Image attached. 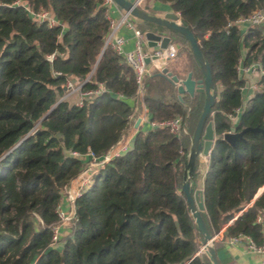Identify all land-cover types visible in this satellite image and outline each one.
<instances>
[{
	"label": "trees",
	"instance_id": "trees-1",
	"mask_svg": "<svg viewBox=\"0 0 264 264\" xmlns=\"http://www.w3.org/2000/svg\"><path fill=\"white\" fill-rule=\"evenodd\" d=\"M17 1L0 0V264H211L200 253L202 238L183 194L206 95L180 100L177 85L152 70L145 95L137 96L134 71L107 45L111 30L103 0H25L36 12L50 11L60 23L53 28L34 22ZM159 1L171 3L192 30L216 86L208 122L218 140L202 186L205 224L214 237L225 228L226 238L244 235L264 245V134L247 131L234 146L222 136L264 130V75L243 108L246 81L238 73L244 43L251 49L248 63L264 68L263 32L252 27L244 42L236 24L264 7V0ZM138 28L145 35L160 27L140 21ZM168 34L183 62L175 74L203 79L189 42ZM68 80L83 84V92H103L81 96L78 106L64 99ZM144 106L154 123L182 116L189 135L179 140L167 128L136 129ZM239 109L233 122L230 115ZM130 138L129 150L76 200L68 233L52 245L63 192L87 164L73 153L91 149L103 157ZM199 167L198 158L195 188ZM221 249L216 242L219 264H225Z\"/></svg>",
	"mask_w": 264,
	"mask_h": 264
},
{
	"label": "built area",
	"instance_id": "built-area-1",
	"mask_svg": "<svg viewBox=\"0 0 264 264\" xmlns=\"http://www.w3.org/2000/svg\"><path fill=\"white\" fill-rule=\"evenodd\" d=\"M147 0H135L134 3L138 7H142ZM16 5L24 6L25 9L30 14L31 18L34 22L38 24H47L50 28L59 26V21L51 14L50 11L42 9L38 12L33 10L25 0H18ZM103 5L107 8V19L110 23V35L107 38V45H110L112 49L119 55L125 58L128 65L132 68L135 73L136 83L138 86L137 96L143 97L145 95L144 89V80L146 76L150 74L152 70H158L162 72L165 68H168L169 65L176 61L178 58L179 48L175 43H171L168 45L166 49L155 48L150 51H145L146 46V38L139 30H135V35L137 38L136 46L132 51H125V39L118 33V30L121 25H125L129 28H134L131 22L132 17L126 13L122 18L120 23H117L109 13L111 7L116 6L114 0H103ZM179 14V13H178ZM236 24L238 26H249L254 28H261L264 26V7L256 10L249 16L241 17L237 20ZM264 38V31H263ZM54 55L49 56V60L52 61ZM150 58L151 63L147 64L146 59ZM257 75L258 77L264 75V68L261 66L259 62H252L247 64L246 66H241V61L238 66V73ZM67 95L64 99L72 98L76 94H80L81 96H89L95 94H101L102 89H98L96 91L83 92L82 87L83 84L79 86H75L73 82L70 80L67 81ZM258 84L254 86V89H258ZM78 106H82L83 102L80 99L77 102ZM238 111V110H237ZM231 120L234 119V115H230ZM138 119L141 120L140 126H149L151 128H167L172 135H174L177 139L181 140L185 136L189 135V132L185 126V119L182 116L175 117L173 119L163 121V122H151L150 114L148 108L144 106V112L140 114ZM137 119V121H138ZM136 121V122H137ZM139 126V127H140ZM233 133V131H229L225 134ZM223 134L222 136L224 137ZM132 138L128 140H120L114 147H112L103 157L97 156L91 149H88L86 154L73 153V155L77 156L82 160H86L87 164L82 173L78 176L77 180L72 184V186L63 192V197L66 198L70 205V210H63L61 204L58 207L57 213L58 217L61 221L59 226L54 227L53 229V240L52 245L58 247L60 238L62 235V228L68 227L74 215L73 206L78 198H80L85 191H87L95 182L96 176L99 174L101 170H104L105 167L112 162L114 159L125 154L130 147ZM181 156H184V151H180ZM225 228L215 236L216 242L220 235L224 234ZM221 242L224 245L228 246H236L244 244L246 247L261 256H264V245H257L250 237L239 235L236 237H228L221 239ZM264 264V260H263Z\"/></svg>",
	"mask_w": 264,
	"mask_h": 264
},
{
	"label": "water",
	"instance_id": "water-1",
	"mask_svg": "<svg viewBox=\"0 0 264 264\" xmlns=\"http://www.w3.org/2000/svg\"><path fill=\"white\" fill-rule=\"evenodd\" d=\"M114 2L119 8L124 10L136 20L151 23L164 29L165 32L170 34L182 35L189 42L191 50L200 65L203 79L199 80L194 79L193 72H189L184 79L179 78L178 75H175L168 68H165L161 73L170 78L171 81L177 85L180 100H182L185 95H190L191 97H194L197 93L206 95L204 110L193 135L191 149L185 164L183 194L202 238L200 253L206 254L211 264H219L218 256L215 250V237L209 232L201 214L205 210L203 190L197 189L192 185V180L197 170L196 164L199 155L203 154L206 157H210L215 142L218 140L213 122H208L210 117L213 116V108L217 99L212 69L208 61L205 59L194 33L189 27L184 25L180 15L176 13H168L164 17H159L149 14L144 9L136 6V4L130 0H114ZM145 38L148 42V46L154 49H166L169 44L173 43L172 36L158 34L152 31L147 32L145 34ZM146 63L150 64L151 59L147 58ZM46 117L47 115L42 119V121L46 119ZM140 123L141 120L138 119L135 125L136 129L139 128ZM247 131L262 132L264 134V130L261 128H247L239 133L225 134L223 139L230 145L234 146L235 141L238 138H242L244 133Z\"/></svg>",
	"mask_w": 264,
	"mask_h": 264
},
{
	"label": "crops",
	"instance_id": "crops-1",
	"mask_svg": "<svg viewBox=\"0 0 264 264\" xmlns=\"http://www.w3.org/2000/svg\"><path fill=\"white\" fill-rule=\"evenodd\" d=\"M134 2L135 0H130ZM148 13L153 12L154 15L159 16V17H164L168 13H176L173 10L172 4L164 1H159V0H147L145 4L142 5L141 7ZM110 16L117 22L120 23L122 18L125 16L126 12L119 8L118 6H113L109 10ZM178 14V13H176ZM179 15V14H178ZM133 24V29L129 28L125 25H121L118 33L125 39V51H132L134 50L136 46V35H135V30H139V20H136L135 18L132 17L131 20ZM242 34L243 41L246 42L247 38H249L250 35V30L252 27L249 26H239ZM260 31H264L262 28H259ZM152 32H156L158 34H164V35H169L167 32L164 31L162 28H153ZM254 39L249 40V44L254 43ZM154 48H150L148 46V42L146 40V46H145V51H150ZM179 51H180V46H179ZM251 49L248 45L244 43L243 48H242V58H241V66L244 67L248 63V58L250 55ZM186 52H184L183 55H185ZM181 57H178L176 61L172 62L168 69L175 74V72H178L181 70V66H176V62L179 61ZM176 66V67H175ZM177 74V73H176ZM175 74V75H176ZM181 78L184 79L185 76L183 74H180ZM239 76L246 81V85L242 88V92L244 95V107L248 106L252 100V97L254 96L255 89L254 86L258 84L259 77L257 75H250V74H244L239 72ZM74 98V100H72ZM70 98L71 103H77L81 99V95L78 93L75 96ZM130 104L134 105L136 104V98L130 99ZM243 109H239L236 114L234 115V119L232 120L233 122H236L237 116H239L242 113ZM144 112V109L142 113ZM141 113V114H142ZM150 114V113H149ZM136 125V124H135ZM141 127V126H140ZM208 163H209V157L204 156L203 154L199 155V172L201 174V179L198 181L200 182V185L198 186L197 189L203 190V182H204V177L206 175V171L208 169ZM264 189V188H263ZM262 189V190H263ZM261 190V191H262ZM260 191V192H261ZM63 210L68 211L70 210V205L69 202L66 198L62 197L61 202H60ZM68 233V227H63L62 228V234L63 236ZM224 238V234L220 235L218 238L217 243H220L222 245V249L219 252V258L221 261H223L225 264H263L264 256L258 255L252 251H250L246 245L241 244V245H236V246H228L224 245L221 242V239Z\"/></svg>",
	"mask_w": 264,
	"mask_h": 264
},
{
	"label": "rangeland",
	"instance_id": "rangeland-1",
	"mask_svg": "<svg viewBox=\"0 0 264 264\" xmlns=\"http://www.w3.org/2000/svg\"><path fill=\"white\" fill-rule=\"evenodd\" d=\"M261 28L263 29L264 26H262ZM263 30H264V29H263ZM180 64H181V65L183 64L182 59H180L179 61H177L175 65H176V66H177V65L180 66ZM176 66H175V67H176ZM72 100H74V98H72ZM199 185H200V182H198V186H199ZM263 191H264V189H263L261 192H263Z\"/></svg>",
	"mask_w": 264,
	"mask_h": 264
}]
</instances>
